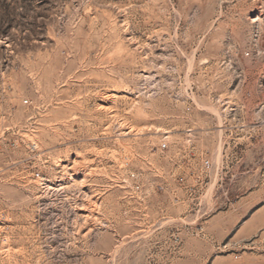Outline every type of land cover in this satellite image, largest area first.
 Here are the masks:
<instances>
[{
	"label": "rangeland",
	"instance_id": "374dc122",
	"mask_svg": "<svg viewBox=\"0 0 264 264\" xmlns=\"http://www.w3.org/2000/svg\"><path fill=\"white\" fill-rule=\"evenodd\" d=\"M0 264H264V0H0Z\"/></svg>",
	"mask_w": 264,
	"mask_h": 264
},
{
	"label": "built area",
	"instance_id": "2783aa9c",
	"mask_svg": "<svg viewBox=\"0 0 264 264\" xmlns=\"http://www.w3.org/2000/svg\"><path fill=\"white\" fill-rule=\"evenodd\" d=\"M168 147V142L167 141H164L162 144H161V148L162 149H166ZM210 166L211 165H207L206 166V168L207 169H209L210 168ZM180 182L183 184V185H185V187L190 191V194H193L194 193V191H195V188H194V186H192V185H186L185 183H186V180H185V178L184 177H181L180 179ZM160 188H163L162 186H159ZM141 189V185L140 184H136L135 185V190H140Z\"/></svg>",
	"mask_w": 264,
	"mask_h": 264
},
{
	"label": "bare ground",
	"instance_id": "6f19581e",
	"mask_svg": "<svg viewBox=\"0 0 264 264\" xmlns=\"http://www.w3.org/2000/svg\"><path fill=\"white\" fill-rule=\"evenodd\" d=\"M51 188H53V186L51 187ZM49 189V188H48ZM54 190V189H53Z\"/></svg>",
	"mask_w": 264,
	"mask_h": 264
}]
</instances>
